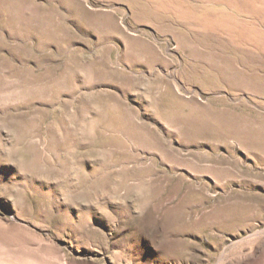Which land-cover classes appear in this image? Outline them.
I'll use <instances>...</instances> for the list:
<instances>
[{
  "label": "rangeland",
  "instance_id": "obj_1",
  "mask_svg": "<svg viewBox=\"0 0 264 264\" xmlns=\"http://www.w3.org/2000/svg\"><path fill=\"white\" fill-rule=\"evenodd\" d=\"M0 264H264V0H0Z\"/></svg>",
  "mask_w": 264,
  "mask_h": 264
},
{
  "label": "bare ground",
  "instance_id": "obj_2",
  "mask_svg": "<svg viewBox=\"0 0 264 264\" xmlns=\"http://www.w3.org/2000/svg\"><path fill=\"white\" fill-rule=\"evenodd\" d=\"M236 72V71H235Z\"/></svg>",
  "mask_w": 264,
  "mask_h": 264
}]
</instances>
